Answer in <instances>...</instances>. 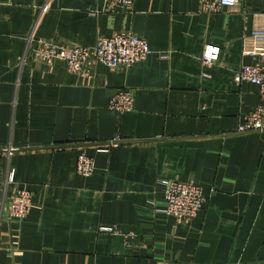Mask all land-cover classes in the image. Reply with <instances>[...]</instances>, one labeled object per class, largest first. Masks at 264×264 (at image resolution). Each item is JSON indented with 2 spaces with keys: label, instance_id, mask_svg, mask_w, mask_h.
Segmentation results:
<instances>
[{
  "label": "crops",
  "instance_id": "1",
  "mask_svg": "<svg viewBox=\"0 0 264 264\" xmlns=\"http://www.w3.org/2000/svg\"><path fill=\"white\" fill-rule=\"evenodd\" d=\"M199 2L133 0L124 13L99 10L102 0L0 3V146L18 147L1 158L0 264H264V130H234L264 96L233 78L241 63H264V51L242 52L264 49V0ZM123 30L150 47L129 67L97 63L82 76L27 52L37 39L90 45ZM206 42L220 47L210 65ZM121 87L134 101L118 114L107 100ZM116 134L121 143L98 149ZM81 150L95 160L89 176L74 171ZM161 178L204 187L189 223L155 210ZM21 184L31 208L8 218Z\"/></svg>",
  "mask_w": 264,
  "mask_h": 264
},
{
  "label": "built area",
  "instance_id": "2",
  "mask_svg": "<svg viewBox=\"0 0 264 264\" xmlns=\"http://www.w3.org/2000/svg\"><path fill=\"white\" fill-rule=\"evenodd\" d=\"M2 1L7 0H0ZM133 0H102L99 10L105 12H127L131 9ZM242 0H200L202 10H215L220 6L232 7ZM262 46L249 45L243 47L245 54H261ZM30 58L37 59L45 64L63 62L71 72L82 76L88 75L97 63H104L109 67H129L145 59L150 52V47L145 38L130 31H118L112 35H99L93 44L75 42H57L37 39L32 46L27 48ZM220 47L217 43L206 42L201 52L203 65H210L217 60ZM203 75L210 76L203 71ZM235 81H249L258 86L259 93L264 96V63L260 61L241 63L234 71ZM134 101L133 90L129 87L116 89L107 100L109 109L122 114L132 109ZM236 132L244 133L254 130H264V104H256L244 113L237 121ZM122 138L116 134L109 138L100 150H107L110 146L118 145ZM18 147L8 143L0 146V189L4 178L1 173V158L9 157ZM95 169L94 157L83 150L76 154L74 171L83 176H89ZM12 172V170H11ZM162 193V205L155 210L171 215L177 223L187 224L206 205L208 195L204 187L196 181L179 178H161L158 180ZM33 202V193L26 185H17L9 196L6 204L8 218L22 220L28 214ZM155 202L154 200L150 201ZM155 205V204H154ZM101 231H116L114 225H99ZM129 236L134 234L130 231Z\"/></svg>",
  "mask_w": 264,
  "mask_h": 264
}]
</instances>
